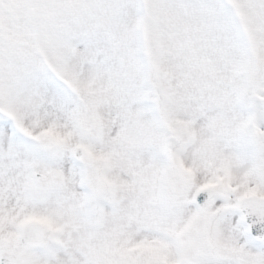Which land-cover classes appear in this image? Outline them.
<instances>
[{"label": "snow or ice", "instance_id": "obj_1", "mask_svg": "<svg viewBox=\"0 0 264 264\" xmlns=\"http://www.w3.org/2000/svg\"><path fill=\"white\" fill-rule=\"evenodd\" d=\"M0 264H264V0H0Z\"/></svg>", "mask_w": 264, "mask_h": 264}]
</instances>
